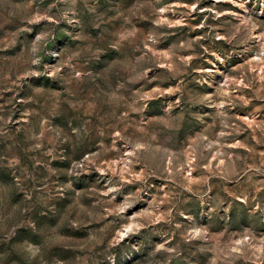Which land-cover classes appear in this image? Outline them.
I'll return each mask as SVG.
<instances>
[{
    "label": "rangeland",
    "instance_id": "1",
    "mask_svg": "<svg viewBox=\"0 0 264 264\" xmlns=\"http://www.w3.org/2000/svg\"><path fill=\"white\" fill-rule=\"evenodd\" d=\"M0 264H264V0H0Z\"/></svg>",
    "mask_w": 264,
    "mask_h": 264
}]
</instances>
